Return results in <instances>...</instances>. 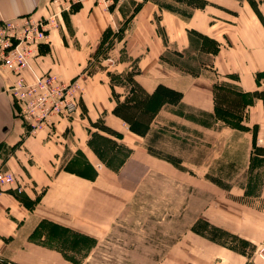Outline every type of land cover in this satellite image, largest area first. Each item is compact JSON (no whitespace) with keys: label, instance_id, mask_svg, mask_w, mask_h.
<instances>
[{"label":"crops","instance_id":"obj_1","mask_svg":"<svg viewBox=\"0 0 264 264\" xmlns=\"http://www.w3.org/2000/svg\"><path fill=\"white\" fill-rule=\"evenodd\" d=\"M49 1L0 0V19L29 12L36 16L44 14ZM157 13L160 14L158 21L162 32L154 18ZM115 18L106 8L90 2L62 12L58 27L50 32L51 42L42 44L40 55L30 61L24 74L28 80L48 70L66 79L77 77L82 91L74 112L56 117L51 125L35 132H29L21 116L13 112L10 87L15 75L0 65V168L11 170L17 177L16 185L21 187L18 191L14 185H9L0 193L2 251L15 246L25 249L22 241L31 233L39 217L56 219L62 216L74 220L83 212L86 214L91 209L89 205L103 191L117 190V173L103 165L87 143V130L90 131L87 126L102 113L107 125L121 133L119 137L112 136L131 149L123 166L129 159L143 154L147 168L151 170L171 175L183 171L180 166L151 153L148 144L141 142L145 135L130 130L125 121L112 112L114 102L105 72L108 67L103 68L104 72L87 69L92 45L99 41L107 27L116 24ZM128 24L125 35L120 38V47L134 55L139 83L147 91L162 84L178 93L174 101L177 103L161 104L153 120L171 118L174 109L181 104L206 113L213 125L227 130L229 148L234 155L231 156L229 151L227 157L231 178L227 183V194L221 191L214 194L212 208L225 200L231 212L235 209L245 216L242 221L241 215H236L234 219L228 216L227 221L212 218V222L245 235L264 236V206L250 207L244 204V199L237 198L235 194H243L239 187H245L246 183L238 179L241 172L233 173L235 169H249L254 155L264 162V90L259 86V77L264 72V0H201L190 7L187 15L176 8L161 6L158 0H140ZM191 31L219 43L214 52L209 51L212 70L207 63L201 62L203 57L198 60L196 70L178 68L177 64L164 62L161 58L170 45L180 51L187 48L193 52L203 51ZM113 64L120 69L127 67L125 59H118ZM215 75L228 77L238 90L251 95L243 104L241 125L227 126L216 116ZM199 121L190 120L197 126ZM147 134L148 138L154 136L149 131ZM71 147L83 152L93 170L92 175L61 169L60 159ZM236 153L238 157L243 155L241 159ZM258 196L259 202L264 201V177ZM29 201L34 203L28 206L26 202ZM247 212L259 214V224L248 220ZM90 218L79 219V222L89 225ZM252 239L258 242L263 237ZM14 256L17 258L18 254ZM25 262L30 263L26 258Z\"/></svg>","mask_w":264,"mask_h":264},{"label":"rangeland","instance_id":"obj_2","mask_svg":"<svg viewBox=\"0 0 264 264\" xmlns=\"http://www.w3.org/2000/svg\"><path fill=\"white\" fill-rule=\"evenodd\" d=\"M158 1L161 6L176 8L185 15L193 4L201 2ZM139 3L140 0H114L107 10L115 15L116 24L109 26L90 50L89 72H104L103 68L108 67L106 78L110 85L114 84L113 88L111 86L113 106L117 100L116 94L122 99L131 87L129 79L133 76L136 78L138 72L134 55L120 47L119 37L125 35L129 18ZM159 16L157 13L154 18L162 32ZM192 33L203 51L193 52L189 48L180 51L170 45L161 58L164 62L177 64L178 68L196 70L199 68L198 60L203 57L201 62L207 63L212 70L209 51L213 50L214 42L197 31ZM118 59H125L127 67L120 69L114 66ZM215 77L218 111L227 119L239 123L243 104L251 95L238 90L228 77ZM75 82L78 105L82 89L77 77ZM176 92L163 85L160 96L167 98L164 102H174L178 96ZM12 103L13 112L24 121L15 99ZM157 111L148 127L139 123L143 122V117L135 120V127L145 130L136 133L145 135L141 142L148 144L151 153L180 166L183 171L171 175L151 170L147 168V159L143 154L135 156L134 160L129 159L123 166L131 149L113 137H119L121 133L107 125L102 113L87 126L90 130H87V143L101 163L117 173V190L103 191L89 205L91 209L74 220L62 216L56 219L51 216L39 217L25 242L22 241L25 249L15 246L0 250V264H158L160 261V264H264V252L259 247L264 244L263 235H245L212 222V218L227 221L228 216L234 219L236 215H241L242 221L245 216V213L235 209L231 212L225 200L212 208L214 194L218 191L227 194V183L231 178L227 157L229 151L231 154L233 150L229 148L227 130L213 125L206 113L185 105L178 104L167 120L161 117L153 120ZM194 119H201L198 126L190 122ZM125 124L128 126L126 121ZM148 131L154 136L148 138ZM235 155L237 158L243 156ZM251 161L249 169L233 171L241 172L238 179L246 183L245 187H239L243 194L235 195L244 199L247 206H264V201L259 202L258 196L264 177V162L257 155ZM196 165H200L198 169ZM60 167L79 174H93L83 152L75 147L61 157ZM16 184L17 177L11 185L21 191ZM33 203L26 202L28 206ZM246 215L248 220L259 224V214L247 212ZM87 217H91L89 225L79 222V219L84 221ZM261 236L263 240L258 242L252 239ZM15 253L20 257L16 258ZM25 258L30 263L25 262Z\"/></svg>","mask_w":264,"mask_h":264},{"label":"built area","instance_id":"obj_3","mask_svg":"<svg viewBox=\"0 0 264 264\" xmlns=\"http://www.w3.org/2000/svg\"><path fill=\"white\" fill-rule=\"evenodd\" d=\"M114 0H50L41 15L23 13L0 19V65L10 70L14 81L10 92L31 132L49 126L58 116H66L77 108L75 77L66 79L53 71H45L28 80L25 70L40 55L42 44H49L50 32L58 27L63 11L90 2L108 8ZM259 86L264 89V72ZM15 182L10 170L0 168V191ZM260 250L264 252V244Z\"/></svg>","mask_w":264,"mask_h":264},{"label":"trees","instance_id":"obj_4","mask_svg":"<svg viewBox=\"0 0 264 264\" xmlns=\"http://www.w3.org/2000/svg\"><path fill=\"white\" fill-rule=\"evenodd\" d=\"M139 4L134 8V10L138 8ZM106 29L104 30V32L106 31ZM199 35L202 36V33H199ZM122 37L123 36L119 38H122ZM212 41L215 44L212 50V52H214L219 47V43L217 41H214L213 39ZM129 83L131 84V87L129 88L127 92H125L124 97L122 99H119L118 95L116 94L117 100H116L115 105L113 106V112L119 115L121 118H123L128 123V126L131 130L138 132V133H143L145 130H140L137 127H135L134 125L135 120L137 118L142 119L143 117L144 119L142 120L143 122H139V123L144 124V126L148 127L149 122L154 116V114L156 113L158 107L164 101H166L167 98H165L164 96H160L161 95L160 91L163 87L162 84L157 85V87L153 89L152 91H146L134 76L131 79H129ZM111 86L113 88L114 84L111 83ZM217 86L218 84L217 82H215L214 84V95L215 96H216ZM216 100H217V96H216L215 101ZM215 114L219 119L223 120L227 125L236 126L240 124V122L239 123L233 122V120L230 118L227 119L225 115L219 112L216 102H215Z\"/></svg>","mask_w":264,"mask_h":264}]
</instances>
